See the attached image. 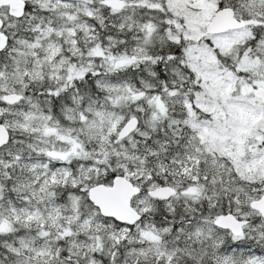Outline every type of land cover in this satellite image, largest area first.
<instances>
[{
  "label": "snow or ice",
  "instance_id": "obj_1",
  "mask_svg": "<svg viewBox=\"0 0 264 264\" xmlns=\"http://www.w3.org/2000/svg\"><path fill=\"white\" fill-rule=\"evenodd\" d=\"M0 264H264V0H0Z\"/></svg>",
  "mask_w": 264,
  "mask_h": 264
}]
</instances>
